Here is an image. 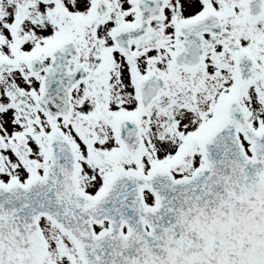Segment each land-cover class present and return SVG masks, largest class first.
Instances as JSON below:
<instances>
[{"label": "snow or ice", "instance_id": "obj_1", "mask_svg": "<svg viewBox=\"0 0 264 264\" xmlns=\"http://www.w3.org/2000/svg\"><path fill=\"white\" fill-rule=\"evenodd\" d=\"M0 264H264V0H0Z\"/></svg>", "mask_w": 264, "mask_h": 264}]
</instances>
